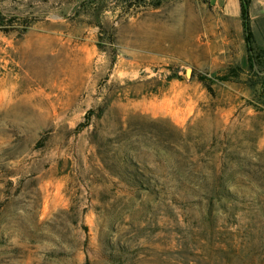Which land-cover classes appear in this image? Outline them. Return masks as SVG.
Returning <instances> with one entry per match:
<instances>
[{"label":"rangeland","instance_id":"obj_1","mask_svg":"<svg viewBox=\"0 0 264 264\" xmlns=\"http://www.w3.org/2000/svg\"><path fill=\"white\" fill-rule=\"evenodd\" d=\"M150 2L0 0V264H264L239 2Z\"/></svg>","mask_w":264,"mask_h":264},{"label":"trees","instance_id":"obj_2","mask_svg":"<svg viewBox=\"0 0 264 264\" xmlns=\"http://www.w3.org/2000/svg\"><path fill=\"white\" fill-rule=\"evenodd\" d=\"M162 0H152L151 6L157 8ZM253 0H238L239 2V13L242 23L243 31V40L246 48V64L250 72L255 71V74L261 80V86L264 87V73L259 74L256 67H258V59L264 58V48L257 49L254 47V38L250 27V18H249V7ZM145 2V0H143ZM260 72H264V65L261 66Z\"/></svg>","mask_w":264,"mask_h":264},{"label":"crops","instance_id":"obj_3","mask_svg":"<svg viewBox=\"0 0 264 264\" xmlns=\"http://www.w3.org/2000/svg\"><path fill=\"white\" fill-rule=\"evenodd\" d=\"M250 9H251V6L249 7V17H250V24H251V21H255V20H257L258 19V17H252V15H251V12H250ZM264 23V22H263ZM263 26H264V24H263Z\"/></svg>","mask_w":264,"mask_h":264},{"label":"water","instance_id":"obj_4","mask_svg":"<svg viewBox=\"0 0 264 264\" xmlns=\"http://www.w3.org/2000/svg\"><path fill=\"white\" fill-rule=\"evenodd\" d=\"M190 75V69L186 70V76L188 77Z\"/></svg>","mask_w":264,"mask_h":264}]
</instances>
